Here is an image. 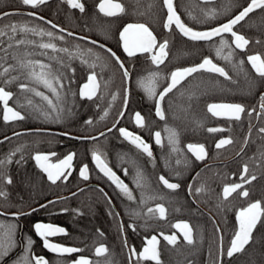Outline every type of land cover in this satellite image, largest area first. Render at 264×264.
<instances>
[{"label": "flooded vegetation", "instance_id": "af4514ba", "mask_svg": "<svg viewBox=\"0 0 264 264\" xmlns=\"http://www.w3.org/2000/svg\"><path fill=\"white\" fill-rule=\"evenodd\" d=\"M100 1L80 0L85 7L81 13L63 0H48L36 8L25 6L22 0H0V33H3L0 34V78L12 81L15 86L12 89L0 84V87L13 94L8 106L24 116L23 120L6 122L4 105L0 102V129L3 123L15 125L2 128L7 134L0 133V162H4L0 165V177L12 180L8 184L0 178V190L7 193L6 199L0 197V224L5 229L13 226L12 247L6 255H0V264H22L24 257L31 264H35V257H43L48 264H77L82 258L91 264H155L140 258L153 237L159 242L161 264H228L231 259L244 257L254 236L257 252L254 258L257 264H264V217L242 252L231 258L226 254L238 230L239 212L257 201L264 206V132L260 131L264 128V109L260 106L264 103L261 100L264 89L256 92L264 79L248 62L249 56L262 57L264 9H256L234 27L233 31L249 41L241 50L236 48L230 33L208 41H193L182 35L174 24L171 30L166 29L167 9L163 0H113L125 8L124 13L114 17L99 11ZM250 2L174 0V6L187 27L205 32L227 23ZM206 12L215 15L206 17ZM104 20H109L112 28L103 24ZM138 23L149 27L158 45L168 42L163 64L157 66L151 59L158 48L152 53L137 52L134 56L124 51L121 31L128 24ZM10 25H16L17 30L13 32ZM20 26L35 31H20ZM252 31L256 34L254 39L247 35ZM48 32L52 37L46 35ZM222 38L228 46L217 55L213 48L221 49ZM46 43L54 44L56 50L40 47ZM229 54L231 59H224ZM14 56L32 62L31 67L21 68ZM117 57L124 69L117 63ZM206 58L224 68L229 78L206 70L186 77L159 102L165 114L160 119L156 104L159 94L169 84L171 72L197 66ZM40 64L47 66L43 71L50 73L48 79L59 99L30 75L32 71L41 72ZM5 68L9 69L7 73ZM55 69L61 72L55 75ZM152 73L159 74L155 98L145 90ZM93 74L99 84L97 93L91 100L81 98L82 85ZM209 74L217 77L216 80L221 79V86L203 79H209ZM21 85L35 91L22 89ZM35 92L48 97L57 111ZM203 92L205 95L201 96ZM209 94L219 99L205 103L204 110L193 108L196 100L202 102ZM184 97L189 98L185 105L182 104ZM210 103L240 104L245 111L239 120L226 115L217 117L207 110ZM39 108L40 112L48 113L49 126L42 123L36 126ZM136 113L143 117V127L137 125ZM57 115L60 120L52 119ZM107 116L111 117L109 123L99 125ZM89 120L98 124L90 127ZM120 129L139 136L149 146L152 156L123 137ZM168 129L177 134L174 144L169 142ZM157 132L159 144L155 138ZM28 133H47L49 140L37 143L29 158L18 155L5 158L6 148L11 147L8 140ZM221 140L232 143L217 148ZM189 146L197 147L190 150ZM198 146L204 149L201 159H197ZM14 148L24 151L23 144L16 143ZM94 152L128 186L132 200L100 171L93 160ZM37 154L48 155L52 164H59L72 154L66 178L51 183L33 157ZM84 166L88 168L87 180L80 175ZM245 166L248 167L246 176ZM138 172L143 177L142 186L137 183ZM252 175L256 180L248 183ZM242 176L245 178L241 179ZM160 177L178 187L167 188ZM236 184L242 187L225 199L224 188ZM245 190L249 193L247 197L240 194ZM158 206L165 208L164 218L155 211ZM184 223L192 229L191 245L176 227ZM36 224L63 228L64 233L48 237L49 242L79 251L62 255L50 251L36 233ZM165 236H176L178 243L170 245ZM101 246L108 251L97 256L95 250Z\"/></svg>", "mask_w": 264, "mask_h": 264}, {"label": "snow or ice", "instance_id": "6c2138e0", "mask_svg": "<svg viewBox=\"0 0 264 264\" xmlns=\"http://www.w3.org/2000/svg\"><path fill=\"white\" fill-rule=\"evenodd\" d=\"M48 2V0H22V3L25 6H29L31 8H36L40 5H44ZM64 3H67L69 7L73 9H78L81 13L85 11L84 4L80 2V0H63ZM163 5L167 9V21L164 25L166 29L171 30L173 24L175 25V28L180 31L182 35L187 37L190 40L193 41H208L212 40L214 37H223V34L230 33L231 36L234 38V43L236 48H239L243 50L248 44L249 41L243 36L238 34L237 32L233 31L234 27L239 24L241 21H244L246 17L249 16L250 13L255 11L256 9H264V0H251V2L248 4L247 7H245L238 15H236L234 18L230 19L227 23L222 24L220 27H216L210 31L205 32H198L194 31L193 29L187 27L181 20L180 16L177 14L176 8L174 6V0H163ZM99 11L103 13L105 16L108 17H114L117 15H120L125 12V8L121 3L113 2V0H101L99 3ZM4 15H8V13H5ZM29 15H33V13H29ZM215 13H205V16H213ZM13 32L17 30L16 25H10L9 26ZM53 27H56V25H53ZM20 31H35V29H29L27 26H20ZM3 34V33H0ZM49 37H52V33L48 32L46 33ZM69 35H72L69 33ZM120 39L123 41V48L124 51L128 54V56H134L137 54V52L141 53H152L154 49L158 48V51L155 52L152 56V62L153 64L159 66L160 64H163L166 57H167V47L168 42L164 41L163 43L157 44L156 37L153 35L152 31H150L149 27H147L143 23L138 24H128L123 31L120 34ZM23 43V41H21ZM92 43H96L93 41ZM259 43V41H257ZM221 49H218L217 55H220V52L222 51V48L227 45V41H225L223 38L220 41ZM41 48L48 49L51 48L53 50H56V47L54 44L46 43L41 44ZM63 51H67V49H64ZM91 51V50H89ZM108 51H111L110 49ZM115 56V53L112 54ZM13 59H17L15 56ZM117 63L119 62V58L117 57ZM224 59H231V54L229 56L224 57ZM248 62L252 65V68L255 70L256 74L264 79V58H262L260 55H252L248 57ZM17 63L20 65L21 68L31 67L32 62L28 61L25 62L23 60L17 59ZM39 67L41 68L40 73H36L35 71H32L30 75L39 83H42L45 87H47L50 91H52L55 95H57V99H59V94L56 93L55 88H53L52 82L48 79V76L50 73H46L43 71L47 66L40 64ZM120 68L124 69L123 63H120ZM200 70H206L209 72H215L218 73L220 76L225 77L226 79L229 78L227 72L222 67H218L217 65L213 64V62L210 59H204L201 64L195 67L191 68H185L181 70H177L171 73L170 81L168 87L164 89L162 93L159 94L158 102L156 104V115L160 119L165 118L164 111L160 107V101L164 100V97L173 91L174 88L177 87V85L186 77L191 76L193 73L200 71ZM9 71L8 68L4 69V73H7ZM2 75V74H0ZM124 76H128V72L125 69L124 70ZM159 78L158 73H152L150 74L148 81H147V87L145 90L148 92L150 97L155 98L157 96L155 85ZM17 77H13V80H16ZM88 83L84 85V87L80 90L79 95L81 98H87L89 100L93 99V97L96 95L97 90L99 88V84L97 83L96 76L90 75L88 77ZM12 81H6V83H11ZM58 82V81H57ZM22 89H25L27 91H35L34 89H26V86L21 85ZM12 93L9 91H6L5 88L0 87V102L4 105V114L3 119L7 122L9 120H23L24 116L21 115L20 112L14 111L12 108L8 107V101L12 99ZM35 95L41 96L42 99L46 100L49 106L52 107L53 111H57V108L55 105L52 104V101L48 99V97L43 96L40 92H35ZM115 99V97H113ZM261 100L264 101V97H261ZM31 101H29V104ZM127 101H125V104ZM261 108L264 109V103H261ZM60 112L63 111V109L59 110ZM208 111L212 113L214 116H220V115H226L229 118L239 120L241 118V113L245 111V108L240 104H212L209 105ZM42 115L45 116V118H48V113L42 112ZM107 115V112L105 113V116ZM59 115H57V120H59ZM136 123L138 126L143 127L144 126V119L141 116L140 113H136L135 116ZM88 124H91L92 121H87ZM211 131H217V129H208ZM111 131V129H109ZM170 136H169V142L175 143L176 142V132L174 130L168 129ZM261 132H264V128L260 129ZM120 134L125 137L126 139H129L132 144H134L137 148L142 149L143 152H145L149 157L152 156V152L149 148V146L144 143L139 136H135L132 133L126 131L125 129H120ZM103 135V133H101ZM156 142L159 144L161 142L160 140V133L157 132L155 134ZM92 139H96V137H92ZM232 143L231 140H221L216 147L221 148L226 144ZM197 146H189L190 150H194ZM204 152L203 146H198V153L197 159H201ZM52 155H55L54 153ZM35 161L37 162V165L47 174V178L51 183L55 184L58 180H61L62 177L66 178V170L71 168V161L73 160V155H68L63 161H61L59 164H52L49 163V156L48 155H42L37 154L34 157ZM93 160L96 162L97 167L100 169V171L107 176L120 191L127 196L129 200L133 199L132 193L129 190L128 186L123 183L119 179V177L116 176V174L112 171L111 168L108 167L107 163L101 158V155L99 153H93ZM4 162H0V165H2ZM243 172L245 176L248 174V167L245 166L243 169ZM88 168L87 166H84V168L81 170L80 175L83 179H88ZM2 179H6V182L8 184L12 183V180L7 177H0ZM245 177L242 176L241 179H244ZM143 177L141 173H137V183L138 186H142ZM163 184L169 188L175 190L178 185L174 183H169L168 180H166L164 177H160ZM253 180H256V176L252 175L250 179L247 180L248 183H251ZM242 185L236 184L232 185L230 187H225L223 190L224 198L227 199L232 193L236 192L237 189H240ZM202 191V189H197V192ZM242 196L247 197L249 195L248 191L245 190L240 193ZM0 197L7 198V193L3 190H0ZM153 209H149V212H152ZM155 211H158L160 214V218H164L165 215V208L163 206H158ZM2 215V213H0ZM264 217V206H262V203L260 201L251 203L247 208L241 210L237 216V220L239 223V230L235 233L233 240L231 241V246L227 250V256L231 258L234 254L242 252L245 248V246L251 241L252 239V232L255 229L258 222H260L261 218ZM176 227L181 231L184 241L187 242V244L191 245L193 244V235H192V229L187 224H178ZM0 230H2L3 235L0 236V255H6L7 251L12 247V230L13 226H8L7 229H5V226L3 224H0ZM35 231L36 233L44 240V246L49 249L52 252L58 253V254H65V253H73L79 251V249L76 248H66L61 247L57 244L50 243L48 240V237L53 236L57 233H64L63 228L54 227L52 225H44V224H36L35 225ZM164 239L170 244L175 246L178 241L176 236H165ZM29 245L31 244V241L28 242ZM158 241L155 237L152 238L151 241H149V246L144 248L143 252L140 254V258L144 260H151L155 261V264H161L160 258H159V252L157 250ZM27 251V250H26ZM107 248L104 246L98 247L95 250V254L97 256H103L107 253ZM133 254L135 252L133 251ZM35 261V264H48L46 260H44L43 257H35L33 258ZM22 264H31V261L28 257H24L22 260ZM77 264H91L90 261L86 259H81L77 261Z\"/></svg>", "mask_w": 264, "mask_h": 264}, {"label": "trees", "instance_id": "16d2710c", "mask_svg": "<svg viewBox=\"0 0 264 264\" xmlns=\"http://www.w3.org/2000/svg\"><path fill=\"white\" fill-rule=\"evenodd\" d=\"M131 2L132 1H137V0H130ZM103 24H106L107 26H110L112 28V23L109 21V20H104L102 21ZM248 37H250L251 39H254L256 37V34L254 31L250 32L247 34ZM261 42H262V45H261V51H262V57L264 58V37H261ZM61 71L60 70H57L55 69L54 70V74L56 75L57 73H60ZM117 73V78H120V73L119 71L116 72ZM208 77V76H207ZM54 78H57L56 76H54ZM203 79L205 80H208L209 81V84H218V86H221L222 84V81L221 79H217V77H214V75H211L209 74V79L206 78V77H203ZM6 81H9L8 79L6 78H3L1 77L0 78V84L1 85H4L8 88H14L15 86L11 83H6ZM258 89H264V83H260L257 85L256 87V92ZM188 99L189 98H186L184 97L183 98V101H182V104L185 105L186 102H188ZM219 98L218 97H212V95L209 94V98L205 97L203 99L202 102H198L197 100L195 101V107L193 108H196V109H200V110H204L205 109V103L209 102V101H212V100H218ZM40 105V103H39ZM183 108H186L183 106ZM45 112V111H44ZM38 117H37V124L36 126H40L39 124L42 123L44 124V126H49L48 123H49V118H45V116H41L40 114L42 113V111L40 112V108L38 110ZM46 113V112H45ZM52 119H57V117H52ZM61 118H59L60 120ZM111 120V117L107 116V117H104L101 119V122L99 123V125L101 126H105L109 123V121ZM92 124H89L90 127L92 126H96L97 124L94 123V121L92 122ZM15 126L14 123H3V126H1V129H0V133H6L7 132H2V128H6L8 129V127H13ZM5 134V135H6ZM49 140V135L47 133H28V134H24L22 136H20V138H12V139H9L7 144L8 143H11V147H7L6 150H5V158H12V157H16L17 155L18 156H21V157H24V158H29L30 157V154L35 152V150L33 148H35V145L39 142H46ZM16 143H19V144H23V149L24 151H21V150H16L15 148L13 149V147H16ZM6 144V146H7ZM10 151V152H9ZM14 153V154H11ZM16 153V155H15ZM17 153H20V154H17ZM244 257L240 258V259H237V258H234V259H231L229 260L228 264H257L256 263V260L254 258V256H256L255 254H257L256 252V237L254 236V239L252 240V242L246 247L245 251H244Z\"/></svg>", "mask_w": 264, "mask_h": 264}, {"label": "water", "instance_id": "95a60500", "mask_svg": "<svg viewBox=\"0 0 264 264\" xmlns=\"http://www.w3.org/2000/svg\"><path fill=\"white\" fill-rule=\"evenodd\" d=\"M100 2H101V1H100ZM113 2H116V1H113ZM117 3H118V2H117ZM126 26H127V25H126ZM126 26H125V27H126ZM125 27H124V28H125ZM219 27H220V26H219ZM124 28H123V29H124ZM123 29H122V31H123ZM211 30H212V29H211ZM122 31H121V32H122ZM209 31H210V30H209ZM122 42H123V41H122ZM213 64H214V63H213ZM197 66H198V65H197ZM194 67H195V66H194ZM218 67H219V66H218ZM188 68H191V67H188ZM184 69H185V68H184ZM177 70H181V69H176V70H173L172 72L177 71ZM172 72H171V73H172ZM170 77H171V74H170ZM88 82H89V81H87L85 84H87ZM170 83H171V81H169V84H170ZM85 84L82 85V88L84 87ZM169 84L167 85V87L169 86ZM163 91H164V90H163ZM163 91H162V92H163ZM162 92H161V93H162ZM1 103H2V102H1ZM2 104H3V103H2ZM212 104H227V103H210L209 105H212ZM209 105L207 106V110H208ZM8 107H10V106H8ZM10 108H11V107H10ZM12 109H13V108H12ZM13 110H14V109H13ZM14 111H15V110H14ZM222 116H223V115H220V116H217V117H222ZM35 156H36V155H34L33 157H35ZM238 230H239V223H238ZM238 230H237V231H238ZM230 246H231V245H230Z\"/></svg>", "mask_w": 264, "mask_h": 264}, {"label": "rangeland", "instance_id": "374dc122", "mask_svg": "<svg viewBox=\"0 0 264 264\" xmlns=\"http://www.w3.org/2000/svg\"><path fill=\"white\" fill-rule=\"evenodd\" d=\"M218 49H219V47H217V46H215V47L213 48V50H214L215 52H217ZM204 95H205V94H204V92H203L201 96H204ZM201 96H200V97H201Z\"/></svg>", "mask_w": 264, "mask_h": 264}]
</instances>
